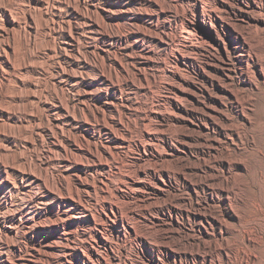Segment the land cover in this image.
Returning a JSON list of instances; mask_svg holds the SVG:
<instances>
[{"label":"bare ground","instance_id":"6f19581e","mask_svg":"<svg viewBox=\"0 0 264 264\" xmlns=\"http://www.w3.org/2000/svg\"><path fill=\"white\" fill-rule=\"evenodd\" d=\"M5 1L0 0V226L9 230L15 241L26 243L32 233L46 234V241L40 245L41 256L59 258L57 248L62 245L66 257L69 254L84 264L88 261L102 264L103 254L113 251L115 241L128 235H134L146 248L155 251L154 242L158 241L153 238L157 234L154 232L168 231L170 222L182 215L180 206L171 207L167 214L165 199L154 202L152 197L153 194L163 197L164 187L169 182L174 185L170 172L174 160L169 159V154L177 153L173 137L177 134L190 150L196 146L192 142L196 131L206 137L220 130V137L234 144L243 140L241 127L251 135L254 144L264 140V128L257 130L253 121L254 104L264 92V0H106V8L98 9L102 22L97 21L92 28L96 30V39L107 35L119 47L110 43L103 50V64L96 66V98L104 109L100 110V116L93 117L99 125V134L96 124L92 127L86 117L81 121L83 136L69 132L66 139L65 124L70 109L77 110V104L74 100L72 107L70 103H45L49 121L60 130L53 137L57 142L52 141L49 147L51 163L47 167L50 169L51 164L59 167L64 183L59 187L53 175L46 180L27 168L9 165L6 159L9 150L18 145L17 131L35 124L33 109L41 103L28 78L45 61L44 55L24 53L34 33L46 41L49 32L45 28L40 30L43 27H33L30 6L49 11L51 4L47 0H18V4ZM80 3L86 6L85 1ZM18 40L23 42L22 55L18 54ZM196 66L201 68L207 85L212 90L218 88L221 95H208L206 91L210 90L198 85L191 74ZM16 88L25 90V96L22 94L25 99L18 94L11 102ZM200 94L210 100L201 107L207 115L204 120L191 108L200 107ZM147 97L150 103L143 107L141 100ZM18 101H26L22 103L26 107L25 118L17 116ZM227 101L240 108L236 120L231 117ZM186 117L191 119L189 124L184 122ZM135 137L140 140L137 142ZM215 138L211 146L220 152L222 139ZM256 152L263 155L264 149L258 147ZM218 156L212 160L220 167H213L209 178L214 182L211 190L221 193L227 214L220 218L211 216L213 222L206 214L196 215L202 226L206 221L209 225L208 228L204 225L207 238L196 248L205 250L202 264H223L225 259L232 261L234 255L249 264L255 261L253 258L258 259V240L264 231L251 230V226H258L257 219L244 222L239 215L242 209L239 197L245 184L240 179L242 173L234 168L242 164L246 169L247 159ZM190 166L176 169L175 176L198 194L192 181L201 176L186 172L200 166ZM221 174L227 177L222 179ZM125 206L128 208L124 209ZM140 221L145 225L142 234L136 228V222ZM260 221L264 226L263 217ZM109 230L118 234L110 237ZM210 230L221 236L212 238ZM2 233L0 264H37L31 254L16 255L17 260L13 261L9 255L16 244L10 240L3 243ZM162 233L164 239L157 243L162 245L158 250L163 257H174L177 264L188 249L177 252L178 239L171 241ZM242 261L238 264H243ZM61 262L64 263L63 259ZM154 263L168 264L162 258Z\"/></svg>","mask_w":264,"mask_h":264},{"label":"rangeland","instance_id":"374dc122","mask_svg":"<svg viewBox=\"0 0 264 264\" xmlns=\"http://www.w3.org/2000/svg\"><path fill=\"white\" fill-rule=\"evenodd\" d=\"M7 1L8 0H6L5 2ZM13 1H12L13 4H18L19 2L18 0H13ZM48 1L51 4L49 11H47L45 7L35 8L33 5L30 6L32 8L31 9L32 17H34L33 27L35 26L39 28L43 27L40 30H44V28L45 30L47 29L49 32L48 39H46V41L44 39L43 41L42 40L43 38L41 36H37L34 33L31 36V38H29L31 40L30 43L31 45L25 53L23 50L22 51L20 50L23 47L22 40H18L20 42L18 43L17 46L18 54L22 55V53L20 52H23L25 56L26 55L28 56V54H30L31 52L35 54L42 53L45 58V61L43 63H40L41 65L38 64L39 68H36V70H34V74H31L29 76L30 78H28L32 84V87L36 88L38 100H40L41 102L39 104H36L33 109L34 110L33 119L35 121V124L33 125L35 126L26 124L27 125L26 128H24L23 126L22 129L20 128L21 129L19 130L20 132L17 131L18 145L13 146V148L9 150L8 153L9 157L6 160L7 163L10 162L9 165L14 164L22 169L27 168V170H29L30 172L35 173L37 175H41L43 179L47 178L50 180L53 175L54 179H56L55 181L57 186L61 187V185L64 183V180L61 174L62 173L61 170L58 169L59 167H57L54 164H51L50 169L47 167V164L51 163L49 159L50 157L49 153L51 150L50 148L52 146V141L55 140L57 142V139L53 137L60 130L55 129L51 121H49L47 116L48 113L46 111L47 109H45L46 108L45 103H47V105L54 104L56 102H62L64 104L70 103V106L72 107L71 101L74 100L78 108L77 110H75L74 107L70 109L71 116L69 115L64 128L66 131L65 138L67 139L69 135H73V134L82 137L83 134L81 130L83 131L84 129L81 128V126H83V124H81V121L82 122L85 121V118L87 117L89 119V123H92L93 125L92 127H94L96 124V118L94 119L93 117H96V115L100 116L102 114L100 110L102 111L104 110L103 108L100 107V104L97 101L98 99L96 98V66L97 68H99L98 66H101V64H103L102 61L103 50L106 49L107 46L110 45V43L116 47H119V44L116 41H112L107 35H99V38L96 39V30H93L92 28L93 27L92 25L96 26L97 21L102 22V20L98 18L99 16L98 9L102 10L106 8L107 6L106 0L105 2L103 1L101 3H98V0H82L83 2L85 1L86 6L85 4H81L80 0H47V2ZM82 16H84V18H82ZM20 19L22 22H24L23 20H25V18L22 15ZM105 29L107 31L108 27L107 28L105 27ZM202 58L203 57H201V59ZM191 74L192 76H194L196 82L198 81L197 82L198 85L202 86L205 89L208 88L210 90V93L206 91L208 95L209 94L221 95L218 88H214L212 90V88L207 85L206 79L202 75V70L199 66H196L194 70H191ZM153 91L159 92L158 89L155 88H153ZM14 92H15L14 96L16 97L13 96L11 102H13L17 98L18 94L20 95L24 94L25 96L24 89L16 88ZM162 93L165 96L167 91L164 90ZM198 98L201 104L200 107L199 105H197L195 107L191 106V108L192 110L196 111V114L198 113V117L202 116L204 120L207 118V115L203 113V111H201V107L204 106L206 103L209 104L210 100L208 96L201 94L198 96ZM23 99H25V97ZM149 99L150 98L147 97L141 100L143 107L149 105L150 103ZM25 102L26 101L17 102L19 109L17 110L19 113V114L17 113L18 117L25 118L26 107H24V105L22 104ZM227 104L230 105L232 119L234 117V120H236L240 108L232 106L228 101ZM83 108L84 110H82ZM198 108H200V110H198ZM253 109H254L253 121L255 127L257 130L263 129L264 128V92L262 93L261 98L257 100L256 103L254 104ZM188 118L189 117H186L184 119V122L186 124H189L190 123L189 121H191V119ZM230 124H232V121L230 122ZM239 128H240L239 132H241L242 135L241 137L243 140L240 142H236L234 144L230 140L225 142V140L220 137V130L212 131L209 134V136L206 137L201 134H196L197 133L196 131L195 141L192 140V142L195 143L196 146L193 147V149L191 150L188 146H186L184 143H182V141L178 139L177 134L176 136H174L175 133L172 131L174 134L171 133V137L174 136L173 139L175 138L174 141L176 140L174 142L175 143L174 145L175 148L177 149L176 154H169V159L172 161L174 160L173 164H171L170 167L171 180L174 185H172L169 182L168 185L164 187V189H166V192L164 193L163 197L162 196L158 197L156 194H153L152 197L154 202H159V201L163 202L161 199H165L166 204L164 206H165V210L167 211V214H169V212L172 210L171 207L180 206L182 215H178V217H176L175 220H173V222H170V224L168 225L169 226L168 231H165L163 233L157 231L154 232V234L155 233L157 234H155L153 238L154 240L158 241L156 242V244L154 242L155 251H151L148 248H146V246L140 240H138L134 235H128L129 238L128 237L124 238L122 236L123 239L120 238L115 241L116 245L113 251H111L108 254L107 253L103 254V259L104 258L105 259L102 260V264H155L154 260H156L157 262L159 258L164 259L168 264H175L174 257H170V258H167V256L163 257L162 252L158 250V248L162 247V245H157V243H160L159 241H161V239H164L161 238L160 233L165 235V238L170 239L171 241L178 239V244H177L178 246L175 245L178 248L177 252H181V251L183 252L184 249L185 250L188 249L187 250L188 254L185 255L182 261L178 260L177 264H202L201 259L203 258V255L205 256L206 253L203 248L202 250L198 251L196 246L202 245L204 238H207L205 236L207 233L205 226L208 228L209 225L206 221L204 222L205 226L204 225L202 226L200 223V217H196V215L199 216L206 214V216L209 217L213 222L215 221V219L212 218L211 216H214L215 218L216 217L220 218L223 216V214L224 215L227 214V206H225V201L223 202V199L220 197L221 193L219 195V193L216 192L214 193L211 190V184L214 182L209 178L212 168L220 167L218 163L217 166H215L216 164L212 160L213 156H218V155H219L218 156L219 159L221 158L223 159V157H227V156H230L232 158H236V157L240 158V156H242V158L245 157L247 159L246 165L247 164L248 165L246 169H244V166L242 164L236 165V167L234 168L240 174L242 173L241 174L242 176L240 175V179L245 184V186H242L241 195L243 197L242 196L239 197V200L241 201L240 208H242L241 211L239 212V215L242 217V219L244 217L243 219L244 222H246L247 220L248 221L252 220L253 218L255 220L257 219L259 221V222L257 221L258 226H256V228H253L251 226V230L254 229L257 233H259L258 231L263 233L264 226L261 224L260 220L262 219V217L264 218V154L263 155L258 154L256 151L258 147L261 148V150L264 149V140L260 139V141L258 140L259 144L258 143L254 144L252 142L251 135L246 134L243 128L241 127ZM95 130H96V134H99L98 124H96ZM69 132H71V134H69ZM25 137L27 138V140ZM213 138L222 139L220 152H217L211 146V141ZM28 139L29 140L31 139L30 142ZM135 140L138 142L140 139L139 137H135ZM247 155L249 156V158ZM256 159L258 160V163ZM205 161L208 162L207 166L201 168L200 165H203ZM190 165L200 166L194 171L186 168L187 169L186 173H191V175L193 176V173L196 172V174L201 176L200 178H193L194 181H192L194 186L198 187L199 190L198 194L193 192L191 185L188 184L184 186V184H182L181 181L180 182L177 181L178 177L175 176L176 169L184 168L186 166L191 167ZM221 175L220 176L222 177V179H225V177H227V174L226 175L221 174ZM72 178H73V184L75 185L76 183H75L74 175H72ZM212 193L215 194V198L212 197ZM242 199L244 201H242ZM157 204L158 203H156V205ZM158 205L160 208L161 207L160 204ZM127 208H128L127 206L124 207V209ZM150 209L153 210L154 208H150ZM173 214L175 215V213ZM136 223H137L136 228L138 227L137 228L138 231L141 232L142 234L144 232L143 228L145 225L142 224L141 221ZM0 231L3 232L2 234L5 237V238L3 237V241H4L3 243H7V240H10L12 241L13 244L14 243L16 244L15 246L13 245V252L9 255L13 261L17 260V258L15 257L16 255L30 256L31 254L32 258H34L33 260H36L37 264H58V263L61 264L62 259L64 262L63 264H84L83 262L77 260V258L76 259L73 258L72 255L67 254L66 257L65 254L66 249L62 248L64 247L62 245H60L57 248L58 254L62 259L60 257L57 258L56 256L52 258L50 257L49 260L46 257L41 256L40 253L43 251L40 248V245L41 243L46 241L45 240V238H47L46 234L44 235L45 236L44 237L43 235H40V233H32L30 235L31 238L27 240L26 243L25 242L26 240H21L22 241L21 242L12 239L9 230L6 231L1 226H0ZM210 232L212 238H214L215 236L219 238L221 236L218 231L215 233L214 231L210 230ZM108 234L110 235V237H112V235L115 234L117 235L118 232H114L113 234V232L109 230ZM244 236L246 237L247 233H245ZM33 238H34V242H33ZM73 241L71 240V244H74ZM257 252H258L257 253L258 259L253 258V260L255 261H250L249 264H264V236H261V238L258 240ZM221 253H225V251L221 250ZM231 260L232 261L225 259V263L223 262V264H230V263L238 264V262L242 261L240 259L239 261L237 259V256L235 255L233 256V259L231 258ZM95 262L96 261L93 262L88 261L87 264H99L98 262L96 263ZM243 264H247V263L243 262Z\"/></svg>","mask_w":264,"mask_h":264}]
</instances>
